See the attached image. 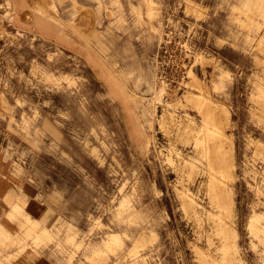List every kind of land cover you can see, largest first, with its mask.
Returning <instances> with one entry per match:
<instances>
[{"label":"rangeland","instance_id":"rangeland-1","mask_svg":"<svg viewBox=\"0 0 264 264\" xmlns=\"http://www.w3.org/2000/svg\"><path fill=\"white\" fill-rule=\"evenodd\" d=\"M206 94L228 259L177 130ZM0 184V264H264V0H0Z\"/></svg>","mask_w":264,"mask_h":264},{"label":"bare ground","instance_id":"bare-ground-1","mask_svg":"<svg viewBox=\"0 0 264 264\" xmlns=\"http://www.w3.org/2000/svg\"><path fill=\"white\" fill-rule=\"evenodd\" d=\"M101 63L103 64V62ZM110 75L112 76L113 89L117 93L123 94L124 88L121 82L115 79L116 76L112 75V73H110ZM204 91H206V89ZM184 97H186V102L188 103L186 105H191L192 107H195L197 109L199 119L198 121H196L194 117L187 118L186 123H184L182 126L177 127L178 137L179 139H184L185 141H188L190 143V147L192 148V150L195 149V153H200L203 157L206 158L207 162L209 161L207 171L204 170V172L206 173L208 172L207 189L211 197V202H213L214 206L217 208V210L215 212H212V214L213 216L217 215L218 217L217 229L219 232H221L224 235V243L221 241L222 243L221 248L224 256L227 257L228 259V247H227L228 232L224 225L226 223V220L228 219V228H229V222L232 213V206H231L232 198L231 196H229L228 206H227L226 202L222 198V193L224 188L222 189L220 187L219 185L220 180L218 179V177H216V173H220L224 175V169L222 168L221 163L219 162L220 157L224 153V149H225L224 133L220 129V123L222 122L221 112H223V118L225 121H227L228 116L225 111L218 109L216 104L214 105V101L211 99L209 94H206V96L184 95ZM169 118L168 121L166 120L162 122L163 125L167 126L169 125V123H173L172 119L170 121ZM223 157L224 156H222V159ZM204 163L205 162H202L203 165ZM179 196L182 197V203L186 205L184 207V210H188V211L193 210L192 198L190 194L189 193L185 194V192H180ZM254 218L255 217H253L251 220L253 221ZM229 255L231 259L234 258L232 256V250L229 251ZM201 259L206 264H217L216 261H214L213 258L210 257L206 258L205 256H201Z\"/></svg>","mask_w":264,"mask_h":264},{"label":"crops","instance_id":"crops-1","mask_svg":"<svg viewBox=\"0 0 264 264\" xmlns=\"http://www.w3.org/2000/svg\"><path fill=\"white\" fill-rule=\"evenodd\" d=\"M14 192L17 194L16 188L13 189V187H11V184H0V198L4 197L6 195V193L11 194ZM33 200H34V198H33ZM33 204H35V203H33ZM38 205L41 206L39 203H38ZM36 208H37L36 206H33V212L28 211V214L31 216V218L37 220V219H40L41 215L37 212Z\"/></svg>","mask_w":264,"mask_h":264}]
</instances>
